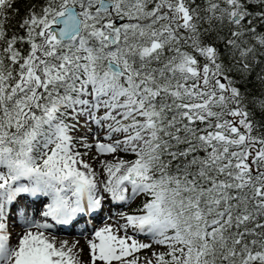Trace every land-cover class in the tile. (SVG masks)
<instances>
[{
    "label": "snow or ice",
    "instance_id": "6c2138e0",
    "mask_svg": "<svg viewBox=\"0 0 264 264\" xmlns=\"http://www.w3.org/2000/svg\"><path fill=\"white\" fill-rule=\"evenodd\" d=\"M0 264H264V0H0Z\"/></svg>",
    "mask_w": 264,
    "mask_h": 264
},
{
    "label": "bare ground",
    "instance_id": "6f19581e",
    "mask_svg": "<svg viewBox=\"0 0 264 264\" xmlns=\"http://www.w3.org/2000/svg\"><path fill=\"white\" fill-rule=\"evenodd\" d=\"M36 206H39V205H33L32 208L30 209V212H34L35 213V207ZM120 210L121 209L113 208L111 213H109L107 210H105L104 212H106V216H108V215L115 214L116 212H118ZM104 212L101 213L100 217H97L96 219H92L93 222L96 223L98 220H100L104 216ZM106 216H105V218H106ZM104 221H105V219H104ZM104 221H101L100 222L101 224L98 223L96 226L93 225V224L85 223L84 220H79L78 222H75L73 224L67 225L65 227L57 226L58 228H61L62 231L67 233L65 235H67L68 238L67 237L64 238L65 235L64 234H60L61 230L57 231V235H58V237L60 239H66L69 242H72V241H75V240H79V242H80L79 247H82L84 249V252L82 253L83 254V258L86 259L85 252H88V249H87V246H86V239L90 236L92 229L95 228V227H100ZM69 236H76V237L73 238L72 240H70ZM141 237L146 238L144 236H141Z\"/></svg>",
    "mask_w": 264,
    "mask_h": 264
},
{
    "label": "rangeland",
    "instance_id": "374dc122",
    "mask_svg": "<svg viewBox=\"0 0 264 264\" xmlns=\"http://www.w3.org/2000/svg\"><path fill=\"white\" fill-rule=\"evenodd\" d=\"M37 210L39 211L40 210V207L39 208H37ZM101 224V223H100ZM67 237V235H65V237L64 238H66ZM76 236H69V239L70 240H72L73 238H75ZM68 238V237H67ZM139 239H141V240H146V238H143V237H139ZM85 255H86V259L85 258H83V254H82V260H84V261H87V259H88V252H85Z\"/></svg>",
    "mask_w": 264,
    "mask_h": 264
}]
</instances>
